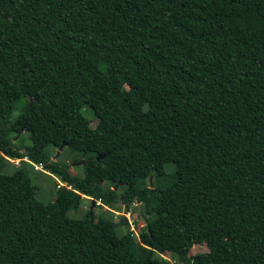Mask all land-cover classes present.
Segmentation results:
<instances>
[{"label": "trees", "instance_id": "16d2710c", "mask_svg": "<svg viewBox=\"0 0 264 264\" xmlns=\"http://www.w3.org/2000/svg\"><path fill=\"white\" fill-rule=\"evenodd\" d=\"M166 257L264 264V0H0V264Z\"/></svg>", "mask_w": 264, "mask_h": 264}, {"label": "rangeland", "instance_id": "374dc122", "mask_svg": "<svg viewBox=\"0 0 264 264\" xmlns=\"http://www.w3.org/2000/svg\"><path fill=\"white\" fill-rule=\"evenodd\" d=\"M90 118V125L95 127L97 125V120L95 118H92L91 116H89ZM18 137L15 139L17 140ZM20 145V147L22 148L24 146V144H26V142H19L18 143ZM55 150V153L53 154V158H57L58 160L60 161H64V162H70L71 163V159L67 158V154L61 152V150H56L54 149V147H49V151L53 153V151ZM75 159V158H74ZM76 163H74L73 167L75 168L76 171H78L79 173L82 171V168L80 165L83 164V162H78L77 165H75ZM11 169V168H10ZM173 171V166L172 164H168L166 166V172L167 173H170ZM42 171V173L38 172L36 174H32L33 175V179H34V183L37 184L39 186V190H41V192L45 193L46 195L50 196V197H55L56 196V193H57V189L55 187V184L57 183L56 182V177H49L48 175L46 176V174ZM65 184V183H63ZM90 199V200H89ZM46 200V199H45ZM91 198L88 197V199H83L82 201V205H81V208L80 210H78L76 212L75 215L77 216H80V217H83L87 214L88 210L91 209L90 208V205H91ZM98 204H96L95 206L92 207L93 211L98 214V213H101L102 211H104L103 208L97 206ZM114 214V219L115 220H119L120 219V215L118 212H112ZM124 229V227H120V232H122ZM208 248L205 244H201V245H195L193 250H192V253H198V252H205L207 251Z\"/></svg>", "mask_w": 264, "mask_h": 264}, {"label": "built area", "instance_id": "2783aa9c", "mask_svg": "<svg viewBox=\"0 0 264 264\" xmlns=\"http://www.w3.org/2000/svg\"><path fill=\"white\" fill-rule=\"evenodd\" d=\"M40 168H42V166H40ZM62 184V183H61ZM123 214L125 215V216H127L128 218H130L131 217V212L129 211V212H123ZM132 229L134 230V224H132ZM166 259H168L169 260V264H176L174 261H171V259L170 258H168V257H166Z\"/></svg>", "mask_w": 264, "mask_h": 264}, {"label": "clouds", "instance_id": "9594fccd", "mask_svg": "<svg viewBox=\"0 0 264 264\" xmlns=\"http://www.w3.org/2000/svg\"><path fill=\"white\" fill-rule=\"evenodd\" d=\"M65 185H67V183H65ZM101 202L100 201H98L96 204H100ZM171 261H173V260H171ZM168 262H169V260H168ZM175 262V261H174ZM170 263V262H169Z\"/></svg>", "mask_w": 264, "mask_h": 264}, {"label": "water", "instance_id": "95a60500", "mask_svg": "<svg viewBox=\"0 0 264 264\" xmlns=\"http://www.w3.org/2000/svg\"><path fill=\"white\" fill-rule=\"evenodd\" d=\"M63 147H64V145L60 147V150H61ZM93 204H94V202H93Z\"/></svg>", "mask_w": 264, "mask_h": 264}]
</instances>
